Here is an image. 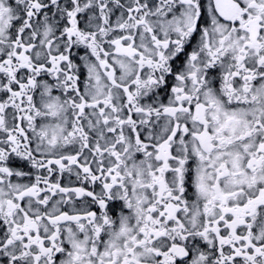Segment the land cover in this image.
I'll return each instance as SVG.
<instances>
[{"label": "snow or ice", "instance_id": "obj_1", "mask_svg": "<svg viewBox=\"0 0 264 264\" xmlns=\"http://www.w3.org/2000/svg\"><path fill=\"white\" fill-rule=\"evenodd\" d=\"M0 264H264V0H0Z\"/></svg>", "mask_w": 264, "mask_h": 264}]
</instances>
